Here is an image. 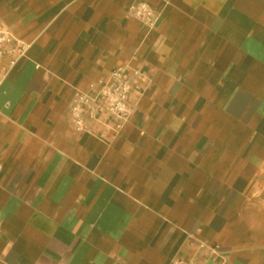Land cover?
Listing matches in <instances>:
<instances>
[{
    "label": "crops",
    "instance_id": "crops-1",
    "mask_svg": "<svg viewBox=\"0 0 264 264\" xmlns=\"http://www.w3.org/2000/svg\"><path fill=\"white\" fill-rule=\"evenodd\" d=\"M0 23L30 44L0 84V264H264V0H0ZM121 65L129 122L77 128Z\"/></svg>",
    "mask_w": 264,
    "mask_h": 264
},
{
    "label": "built area",
    "instance_id": "built-area-1",
    "mask_svg": "<svg viewBox=\"0 0 264 264\" xmlns=\"http://www.w3.org/2000/svg\"><path fill=\"white\" fill-rule=\"evenodd\" d=\"M136 15L148 20L152 14L149 6L141 2L133 6ZM30 44L15 35L12 29L0 23V60L8 58L5 72L0 76V84L7 72L27 56ZM140 71L130 65H121L112 70L106 79L91 84L92 93L77 91L71 107V115L77 128L84 129L87 117L99 118V114L110 116L111 128L121 130L129 122L137 106L134 90L135 78Z\"/></svg>",
    "mask_w": 264,
    "mask_h": 264
}]
</instances>
